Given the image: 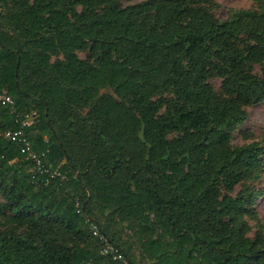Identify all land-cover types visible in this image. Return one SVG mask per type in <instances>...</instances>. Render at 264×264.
Here are the masks:
<instances>
[{
	"label": "trees",
	"instance_id": "1",
	"mask_svg": "<svg viewBox=\"0 0 264 264\" xmlns=\"http://www.w3.org/2000/svg\"><path fill=\"white\" fill-rule=\"evenodd\" d=\"M0 1V91L16 105L0 104V264H119L91 224L134 264L105 213L137 224L153 264H264L243 222L254 193L220 194L260 150L229 141L264 97L249 73L264 63V9L219 20L191 0ZM167 90L178 110L158 114ZM29 111L26 139L54 177L2 135Z\"/></svg>",
	"mask_w": 264,
	"mask_h": 264
},
{
	"label": "rangeland",
	"instance_id": "2",
	"mask_svg": "<svg viewBox=\"0 0 264 264\" xmlns=\"http://www.w3.org/2000/svg\"><path fill=\"white\" fill-rule=\"evenodd\" d=\"M143 0H134L140 2ZM190 3L194 6H201L207 9L212 15L219 20L227 19L233 13L242 10H260L264 9V0L259 2L254 0H191ZM80 59L85 62H91L92 57L87 50L77 52ZM56 56L53 57L55 59ZM60 59L61 55L58 56ZM264 63H250L249 73L252 77L264 81ZM223 78L216 75H209L206 78L207 85L219 95H223L222 88ZM162 104L158 114L170 111L175 114L178 110L179 103L176 101L171 90L164 91L159 96ZM245 112L244 122L238 126L229 141L230 146L236 147L245 144H254L260 150L254 166L243 174L242 179L236 184L227 188L222 186L220 194L222 197H242L248 194H253V203H246L247 210L243 214V222L245 226V235L248 237L259 236L264 239V97L259 101H253L242 106ZM84 195V191H80ZM1 200V199H0ZM96 217V211L93 213ZM98 215V214H97ZM96 218L101 221V224L110 231V233L119 240V243L125 248H131L132 261L134 264H153L147 258L146 252L140 246V239L145 238V234L137 229V224H129L123 222L117 215H98ZM225 225L229 222L224 221ZM231 224V222H230ZM136 232H132V229ZM167 243H171L168 240ZM174 247H166L164 250L167 254L173 253Z\"/></svg>",
	"mask_w": 264,
	"mask_h": 264
},
{
	"label": "built area",
	"instance_id": "3",
	"mask_svg": "<svg viewBox=\"0 0 264 264\" xmlns=\"http://www.w3.org/2000/svg\"><path fill=\"white\" fill-rule=\"evenodd\" d=\"M1 11L2 3L0 1V12ZM0 104L7 105L10 108L11 112L15 113V102L5 90L0 91ZM15 116L16 122L19 125L18 128L14 130L9 129L4 131L2 134L3 137L18 143L20 154H22L26 160H31L34 165L32 169L33 174H41L42 172H45L49 174L50 177L58 175L57 171H51L49 169L44 168L42 155L36 154L31 150L30 143L25 136V130L38 122V113L36 111H29L26 113H21L19 115L16 113ZM91 229L93 231V234L103 242V246L101 249L102 255L110 257L112 261L118 262L119 264H130L126 256L122 252H120L116 246L111 244L104 236L98 234L96 226L91 224Z\"/></svg>",
	"mask_w": 264,
	"mask_h": 264
}]
</instances>
